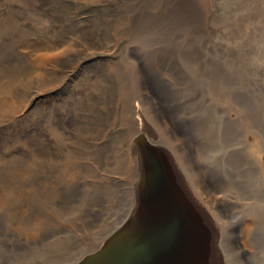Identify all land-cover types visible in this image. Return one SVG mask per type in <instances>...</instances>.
I'll return each instance as SVG.
<instances>
[{"label":"rangeland","instance_id":"obj_1","mask_svg":"<svg viewBox=\"0 0 264 264\" xmlns=\"http://www.w3.org/2000/svg\"><path fill=\"white\" fill-rule=\"evenodd\" d=\"M7 49L0 182L21 178L35 206L16 192L1 205L0 264H79L97 251L78 243L104 241L126 218L142 130L212 201L221 264H264V0H0ZM43 194L71 214L54 221Z\"/></svg>","mask_w":264,"mask_h":264},{"label":"water","instance_id":"obj_2","mask_svg":"<svg viewBox=\"0 0 264 264\" xmlns=\"http://www.w3.org/2000/svg\"><path fill=\"white\" fill-rule=\"evenodd\" d=\"M129 147L139 174L134 203L104 244L79 264H221L218 224L167 149L145 131Z\"/></svg>","mask_w":264,"mask_h":264},{"label":"bare ground","instance_id":"obj_3","mask_svg":"<svg viewBox=\"0 0 264 264\" xmlns=\"http://www.w3.org/2000/svg\"><path fill=\"white\" fill-rule=\"evenodd\" d=\"M6 6V5H5ZM183 6V5H182ZM179 7H180V4H179ZM184 7V6H183ZM187 9V8H186ZM185 9V10H186ZM184 10V11H185ZM189 10V9H188ZM187 11V10H186ZM190 11V10H189ZM185 13V12H184ZM13 23L15 24L16 23V26L18 25V22H14L13 21ZM13 25V24H12ZM18 27V26H17ZM16 27V28H17ZM19 29V28H18ZM5 32V31H4ZM19 32V31H18ZM5 33H7V32H5ZM9 35V34H8ZM25 40V39H24ZM16 48V47H15ZM33 50H36V51H39L41 48H32ZM17 51H18V49H17ZM22 55V53H19V55ZM12 56H14V58H15V55L13 54V51H11L10 49H7L6 51H4V52H1L0 53V60H3V61H5V62H8V61H10L11 60V58H12ZM18 56V55H17ZM22 57H24L25 59H26V57L25 56H23L22 55ZM46 57H48V56H46ZM1 62V61H0ZM37 62V61H36ZM40 62H38V63H34V64H28L27 65V67H28V69H31L30 70V72H31V74H30V76L32 75V73H33V70H34V67L37 65V64H39ZM4 64V63H3ZM17 67H18V70H17V72H19V71H21V70H26V71H29V70H27L26 68H24L23 67V65H21V64H17ZM1 69V68H0ZM160 69V68H159ZM5 71H6V69H5ZM5 73L6 72H4L2 75H0V78L2 77H4V76H6L5 75ZM29 73V72H28ZM6 79V78H5ZM20 79V78H19ZM18 81V80H17ZM12 85L13 84H15V82L14 83H11ZM4 85H5V83H4ZM2 85H0V87H1ZM6 86V85H5ZM14 86V85H13ZM7 87V86H6ZM4 88V87H3ZM12 88V87H11ZM0 89H2V88H0ZM6 89V88H5ZM4 89V90H5ZM9 90V89H8ZM7 91V90H6ZM2 92V91H1ZM12 92V91H11ZM14 92V91H13ZM4 93H5V91H4ZM3 92H2V94H4ZM9 92H7V93H5V94H8ZM26 93H27V91H26ZM10 95H11V93H10ZM16 95V94H15ZM22 95V94H21ZM3 96V95H2ZM20 96V95H19ZM11 97V96H10ZM23 97H25L24 95H23ZM32 97V96H31ZM7 98L9 99V96H7ZM29 98V97H28ZM0 99H2L1 98V96H0ZM7 99V100H8ZM10 100V99H9ZM5 102V101H4ZM4 102H2V103H4ZM26 102V101H25ZM29 102V101H28ZM19 103V102H18ZM21 103V102H20ZM5 105H3V104H1L0 105V109L1 108H3V110L4 111H7V110H9L10 108H12L13 107V104L11 103V101H9V105H7V102L6 103H4ZM15 108V107H14ZM2 111V110H1ZM5 114V113H4ZM11 116V115H10ZM148 124H150V125H148L150 128H154L152 125H151V123L150 122H148ZM147 126V125H146ZM142 131H145V130H142ZM141 131V132H142ZM56 132V131H55ZM53 135V134H52ZM59 136V135H58ZM155 142H157V143H159V144H161L160 142H158V140H155ZM161 145H163V144H161ZM164 146V145H163ZM166 149H167V151L170 153V155H171V157H172V160L175 162V164H176V166L178 167V169H179V171H180V173H181V175L183 176L184 175V178H187L188 179V181L189 182H193V181H191V178H190V174L188 173V176H186L185 175V173L183 172V170H185L184 169V167H183V165L180 163V162H178L177 160L178 159H176L175 158V156H174V154L166 147V146H164ZM130 150V149H129ZM99 155H101V152L99 151V153H98ZM133 161H134V159H133ZM131 162V161H130ZM75 164H78V165H80L81 166V169H82V163L80 162V161H78V162H76V161H73L72 159H69V162H67L66 163V167H69V170L70 171H73V170H75L74 168H77V165H75ZM109 164V163H108ZM112 165V164H111ZM113 165H115L114 163H113ZM118 165V164H117ZM116 166V165H115ZM134 166H135V169H136V172L131 168V170H130V175L132 176V178H134V175H136L137 177H135L136 179L134 180V182H133V186H132V189H133V192L131 193V190H129L128 189V187H125V189H124V191H123V195H122V197L120 198L121 199V202L123 203L122 204V213H121V215L124 213H126L127 215H128V213H129V210L131 209V207H132V205H133V203H134V189H135V181L137 180V178H138V169H137V166L135 165V162H134ZM112 167V166H111ZM117 167V166H116ZM115 167V168H116ZM100 168V167H99ZM119 168V167H118ZM130 169V168H129ZM97 170V169H96ZM75 171H78V170H75ZM65 172V171H64ZM89 172H90V170H89ZM10 174H11V172H10ZM21 175V174H20ZM98 177H100V178H102V179H104V180H106L107 178H105V177H103L102 175H100V173H98ZM128 175V174H127ZM121 180H123V179H121ZM186 180V179H185ZM29 181H32L33 183H34V185H37V182H39V180H37V177H36V174L35 173H32V175H31V178L29 177ZM37 181V182H36ZM124 181H126V180H124ZM128 181V180H127ZM86 182V181H85ZM120 182V181H119ZM93 183H95V182H93ZM92 183V184H93ZM100 184H101V182H100ZM192 184H194V183H192ZM191 184V186L193 187L194 185H192ZM84 185V184H83ZM41 185H39V187H40ZM37 187V186H36ZM36 189H38V188H36ZM29 190V189H28ZM28 190H26V189H24V183H23V181L21 180V178H18V177H15V178H4L3 180H1V182H0V191H1V195L3 196V198L1 197V195H0V207L2 208V204H5L6 202H8V200H9V197H11V195L13 196V194L16 192L17 194H18V196H19V200H20V202H22L21 204H23V205H29L28 207L29 208H32L31 206H35L33 203H31V202H29L30 201V197L26 194V193H24V192H27ZM40 190V189H39ZM37 191V190H36ZM38 192V191H37ZM193 193V192H192ZM42 194V193H41ZM46 194V193H45ZM94 194H95V192H94ZM132 194H133V200H132V202H130L131 201V199H130V201H129V197H131L132 196ZM15 195V194H14ZM38 195V194H37ZM193 195H194V197L195 198H197V196L193 193ZM213 195V194H212ZM39 196V195H38ZM200 196V195H199ZM34 197V196H33ZM43 197H44V205L47 207L46 209H44L45 211H47L48 209H49V211H50V213H51V218L54 220V221H59L60 219H61V216L63 215V214H65L66 213V211H69V210H66V211H63L62 209L63 208H61V207H59V206H57L56 204H54V201H55V199H56V197L55 196H53V195H44L43 194ZM203 197V196H202ZM201 197V198H202ZM35 198V197H34ZM39 198V197H38ZM40 198H42V197H40ZM218 198V197H217ZM15 199V198H14ZM36 199V198H35ZM216 198H214L213 200H215ZM40 200V199H39ZM38 200V201H39ZM117 200V199H116ZM199 200V199H198ZM110 201V200H109ZM207 201V202H206ZM206 201H204L203 200V198L201 199V200H199V202L202 204V207L205 209V211H206V214L212 219V220H214V223H217L218 224V227H219V230L222 232V238H221V240L223 239V232H224V228H223V226L221 225V226H219V223L218 222H216V219H217V216L216 215H214V214H212L210 211H208L210 208H209V206H207V205H210L211 206V202L212 201H210L209 199H206ZM218 201V200H217ZM40 202V201H39ZM39 202H37V203H39ZM205 202V203H204ZM40 203H43V201H42V199H41V202ZM39 203V204H40ZM207 203V204H206ZM10 204V203H9ZM86 204V203H85ZM85 204H83V205H85ZM7 205V204H6ZM5 205V206H6ZM15 205V204H14ZM25 205V206H26ZM206 205V206H205ZM52 206V208H50ZM205 206V207H204ZM81 207H82V205H81ZM84 207V206H83ZM5 208H7V207H5ZM4 208V209H5ZM34 208V207H33ZM43 208V207H42ZM45 208V207H44ZM77 208V207H76ZM76 208H73V210L72 211H74V210H76ZM79 208V207H78ZM208 208V209H207ZM65 209V208H64ZM71 209V208H70ZM43 210V209H42ZM79 210H80V208H79ZM81 210H83V208H81ZM81 210H80V212H81ZM6 211V210H5ZM48 211V212H49ZM78 211V210H77ZM1 212V211H0ZM70 212V211H69ZM25 213V212H24ZM78 213V212H77ZM84 213H85V211H84ZM71 214V212L69 213V214H67V215H70ZM79 214V213H78ZM48 215V214H47ZM127 215L125 216V217H127ZM9 216V215H8ZM72 216V215H71ZM82 216V215H81ZM86 216V215H85ZM88 216V215H87ZM114 216V215H113ZM65 217H66V214H65ZM91 217V216H90ZM110 217V216H109ZM123 217V216H122ZM124 217V218H125ZM56 219H58V220H56ZM220 219V218H219ZM66 220H67V218H66ZM109 220V219H108ZM25 221V220H24ZM11 222V221H10ZM10 222H8V223H10ZM12 223V222H11ZM30 223V222H29ZM122 223V222H121ZM120 223V224H121ZM104 224V223H103ZM119 224V225H120ZM55 225V224H54ZM58 225H60L59 223H57V226ZM26 226V225H25ZM93 226H95V225H92V228H93ZM104 226H106V225H104ZM76 227V226H75ZM91 227V226H90ZM103 227V226H102ZM111 227V226H110ZM117 227V226H116ZM119 227V226H118ZM117 227V228H118ZM23 228H26V227H24L23 226ZM33 228V227H32ZM32 228H30V229H32ZM116 228V229H117ZM35 229V228H34ZM37 229V228H36ZM58 229V228H57ZM97 229V228H96ZM102 229L103 228H101V231H102ZM115 229V230H116ZM33 230V229H32ZM100 230V229H99ZM18 231V230H17ZM31 231V230H30ZM91 230H88V232H89V235H91L92 233L90 232ZM100 231V232H101ZM29 232V231H28ZM31 232H34V231H31ZM88 232H86V233H88ZM97 232V231H96ZM98 233H99V231H98ZM100 234V233H99ZM96 235V234H95ZM109 235V234H108ZM91 236H93V235H91ZM110 236V235H109ZM108 236V237H109ZM95 237V236H94ZM104 237V236H103ZM107 237V238H108ZM20 238V237H19ZM60 238V237H59ZM106 238V239H107ZM56 239V238H55ZM58 239V238H57ZM96 239H100V237H97ZM102 239V238H101ZM100 239V241L102 242L103 240H101ZM105 239V238H104ZM106 239L102 242V244H101V242L100 243H95L94 245H91V247L89 248V246L90 245H86L85 244V246L83 245V244H81V242L80 243H78V246H79V250H81L80 251V253H82V254H84V253H86L88 250H92V249H96V248H100L103 244H104V242L106 241ZM94 240H95V238H94ZM58 241H59V239H58ZM91 241V240H90ZM90 241H87V240H85V241H82V243L83 242H86V243H90ZM99 241V240H98ZM56 243H58V242H56ZM72 243V242H71ZM68 244V243H67ZM101 244V245H100ZM68 247V246H67ZM96 247V248H95ZM71 250L68 252V254L70 255V254H73V253H75L74 252V250L72 251V248H70ZM225 249V248H224ZM68 251V250H67ZM67 253V252H66ZM76 255V254H75ZM87 256V255H86ZM65 257V256H64ZM67 257V256H66ZM75 256H73L72 255V257L70 256H68L67 258H65L66 260L67 259H72V258H74ZM78 257H80V256H78ZM49 258V257H48ZM77 257H75L73 260H77L76 259ZM62 259V258H61ZM73 260L70 262V261H68L67 260V262H68V264L70 263H72L73 262ZM63 261V260H62ZM43 262V261H42ZM77 262H79V261H77ZM76 262V263H77ZM64 263V262H63ZM76 263H74V264H76ZM65 264V263H64ZM78 264V263H77Z\"/></svg>","mask_w":264,"mask_h":264}]
</instances>
